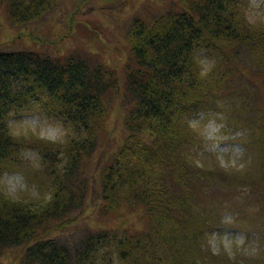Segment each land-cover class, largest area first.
Returning a JSON list of instances; mask_svg holds the SVG:
<instances>
[{"label":"trees","instance_id":"1","mask_svg":"<svg viewBox=\"0 0 264 264\" xmlns=\"http://www.w3.org/2000/svg\"><path fill=\"white\" fill-rule=\"evenodd\" d=\"M91 2L0 0V25L20 29L62 6L78 12ZM148 13L129 27L123 61L112 60L118 66L104 55L97 62L63 57L54 44L69 31L38 48H0V178L23 170L22 153L30 150L40 156V188L48 189L17 200L0 190V251L20 248L27 264H106L110 255L118 264H241L209 250L206 234L217 220L207 205H223L215 189L226 201L238 190L264 200V98L257 94L264 96V23L248 22L242 0H170ZM88 28L77 24V33L91 42ZM204 51L216 55L207 73L198 60ZM246 84L256 87L255 106L244 104L248 93L241 98ZM239 96L228 121L253 131L245 144L258 154L257 174L251 164L242 171L198 164L193 153L190 118ZM28 108L59 119L67 137L14 136L11 116ZM114 114L121 141L107 151ZM91 203L99 230L73 251L57 245L54 231ZM251 264H264V253Z\"/></svg>","mask_w":264,"mask_h":264},{"label":"rangeland","instance_id":"2","mask_svg":"<svg viewBox=\"0 0 264 264\" xmlns=\"http://www.w3.org/2000/svg\"><path fill=\"white\" fill-rule=\"evenodd\" d=\"M246 10V18L251 24L264 23V0H242ZM170 0H92L91 4L81 8L78 12L60 7L46 15L37 24H30L20 29L11 27H0V48L3 50H16L23 47L38 48L43 42H57L60 37L69 31L68 38L54 44L62 53L63 57L73 56L74 60L90 58L97 62L106 57L111 65H117V60L123 61L125 54L126 38L129 27L138 17L148 15L150 11L156 13L160 4L168 3ZM77 14L76 16H73ZM80 22V23H77ZM86 24L89 32V42L84 34L77 33V24ZM88 44H90L88 46ZM49 52V51H48ZM48 52H45L47 54ZM56 52L50 56L57 57ZM242 60L250 62L242 56ZM216 55L211 52H201L198 55L199 65L202 72H209L215 64ZM104 58V60H106ZM115 61V63L112 62ZM89 61V60H88ZM120 65V64H119ZM118 66V65H117ZM252 66V65H251ZM121 66H119L120 68ZM119 68L116 72H119ZM240 90V88H238ZM246 93L231 99L217 100L214 109H203L197 111L190 118V128L195 134L196 145L193 148L195 160L198 164L202 162H215L220 169L240 170L250 164L255 166V172L259 171L258 154L251 150L245 142L252 130L244 128L236 129L228 121L231 106L235 109L240 107L248 93V98L243 100L244 104L255 106L257 95L256 87L246 84ZM238 94H241L238 92ZM260 98H264L261 92H257ZM251 96V97H250ZM116 114L111 117L112 134L106 143L105 149L109 151L112 146L121 141V124L115 122ZM10 132L14 136H37L50 142H62L67 137V129L59 119L42 113L37 108L21 110L11 116L9 121ZM251 131V132H250ZM253 136V135H252ZM247 143V142H246ZM99 153V152H98ZM97 151L93 154V162L97 166L101 154ZM23 170H13L4 173L0 178V190L11 199L17 200L23 196H36L39 191L46 192L40 188L37 172L40 170V156L38 153L26 150L22 153ZM28 172L33 177H29ZM93 183L90 190L94 201H96L97 182L96 174L93 172ZM38 180V181H37ZM40 188V189H39ZM215 188V187H214ZM214 192L215 197L223 202V205L215 208V205H207L215 212L217 225L213 226L206 234L208 248L213 255L224 254L229 259H237L241 264H251L261 258L264 253V200L248 199L246 190L237 192L232 199L222 196L221 190ZM244 191V192H243ZM71 225L63 230H56L52 234L57 245L68 250L76 249L90 233L98 231L99 219L96 207L91 203L88 208L73 214ZM21 253L20 248H11L0 251V264H27L26 253ZM110 261L106 264H118L115 256L110 255ZM36 264V263H30Z\"/></svg>","mask_w":264,"mask_h":264}]
</instances>
